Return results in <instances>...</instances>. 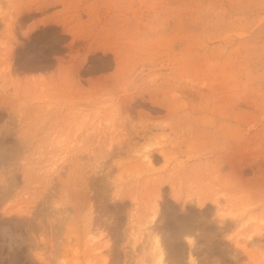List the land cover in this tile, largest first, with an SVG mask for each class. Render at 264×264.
Wrapping results in <instances>:
<instances>
[{
  "label": "rangeland",
  "instance_id": "1",
  "mask_svg": "<svg viewBox=\"0 0 264 264\" xmlns=\"http://www.w3.org/2000/svg\"><path fill=\"white\" fill-rule=\"evenodd\" d=\"M155 236L264 264V0H0V264H159Z\"/></svg>",
  "mask_w": 264,
  "mask_h": 264
},
{
  "label": "bare ground",
  "instance_id": "2",
  "mask_svg": "<svg viewBox=\"0 0 264 264\" xmlns=\"http://www.w3.org/2000/svg\"><path fill=\"white\" fill-rule=\"evenodd\" d=\"M157 219V212L155 214V216L153 217V219H151L153 222H155ZM154 248L156 249L155 251L158 253V259H159V264L162 263V257H163V251L161 249V245H160V240L159 237L155 236L154 237Z\"/></svg>",
  "mask_w": 264,
  "mask_h": 264
}]
</instances>
